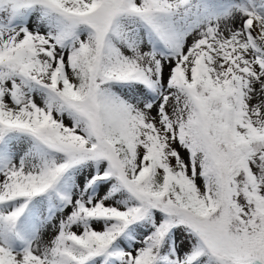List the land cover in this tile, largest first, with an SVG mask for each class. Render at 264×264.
<instances>
[{"label": "snow or ice", "instance_id": "snow-or-ice-1", "mask_svg": "<svg viewBox=\"0 0 264 264\" xmlns=\"http://www.w3.org/2000/svg\"><path fill=\"white\" fill-rule=\"evenodd\" d=\"M0 264H264V0H0Z\"/></svg>", "mask_w": 264, "mask_h": 264}]
</instances>
